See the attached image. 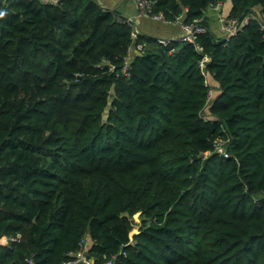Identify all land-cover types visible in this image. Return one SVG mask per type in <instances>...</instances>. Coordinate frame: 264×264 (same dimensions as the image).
I'll return each instance as SVG.
<instances>
[{"label":"trees","instance_id":"trees-1","mask_svg":"<svg viewBox=\"0 0 264 264\" xmlns=\"http://www.w3.org/2000/svg\"><path fill=\"white\" fill-rule=\"evenodd\" d=\"M217 1L155 0L207 28L163 44L98 0H0V264L83 239L95 264H264V0H231L256 18L228 39Z\"/></svg>","mask_w":264,"mask_h":264},{"label":"built area","instance_id":"built-area-1","mask_svg":"<svg viewBox=\"0 0 264 264\" xmlns=\"http://www.w3.org/2000/svg\"><path fill=\"white\" fill-rule=\"evenodd\" d=\"M43 3H54L58 2L60 0H41ZM137 2V8H138V14L141 16H147L151 18L152 20L161 21L163 23H177L180 21L182 16L178 17L175 21H169L165 18V16L162 13H154L153 12V5L155 4V0H136ZM224 3L221 1H217L215 3H212L208 6L205 16H207L211 13L210 11H215L218 15L219 20V28H218V35L219 37H222L224 39L230 38L232 35L236 34V32L241 29V27L248 22L251 18H256L254 15H248L243 20H236L235 18L228 17L227 14L223 12ZM126 21L129 22V24L133 25L132 19L126 18ZM202 18H195L192 22L186 23L181 21L180 25L182 27V33L179 37H174L173 39H166V38H158L157 41L161 42L163 44H166L170 40L179 39L182 41L187 42H195V39L199 34H202L207 31V28L201 23ZM138 30L133 27L132 36L134 39L138 36ZM136 49L143 51L145 48L144 43L136 44ZM198 49H200V46H197ZM208 56H204L203 59L200 60V66L201 69L204 71L205 68V62L208 60ZM130 63V53L128 57L125 59V66H124V72L126 73V70ZM206 75V81L209 84L208 81V73ZM214 97V93L212 88L209 90L208 95V102ZM216 148L220 153H224V155H227L224 151V147L222 146V142L219 141L216 143ZM16 237H7V236H0V244H8L13 241H16ZM85 239L82 240V243L79 247V249L75 251H71L69 253V257L65 259L62 264H77L80 261H84L85 264H95V260L93 258H90L87 256V244H85ZM29 264H34L33 259L28 260ZM115 260L109 259L103 262V264H114Z\"/></svg>","mask_w":264,"mask_h":264},{"label":"crops","instance_id":"crops-1","mask_svg":"<svg viewBox=\"0 0 264 264\" xmlns=\"http://www.w3.org/2000/svg\"><path fill=\"white\" fill-rule=\"evenodd\" d=\"M100 3H102L105 7H114L117 2L120 0H98ZM225 12L228 13L231 8V0H227L224 3ZM121 9L120 14L124 16L125 18L132 19L133 21V27L138 30V33H144L148 34L150 36H153L155 39L158 38H166V39H173L174 37H179L182 33V27L180 25L181 21L183 19L181 18L179 22L177 23H163L161 21L152 20L151 18L147 16H141L138 14V8H137V2L136 0H124L121 5H119L118 9ZM119 11V10H118ZM211 14V13H210ZM209 18H212L210 16ZM210 29L214 32L218 33L219 23H217L214 20L209 19L208 20ZM219 36V35H218ZM136 42L132 44L130 47V59L133 56V53L136 50ZM145 47L148 45L144 43ZM210 85L214 84L212 83L211 76L208 78ZM213 93L215 94V90L212 88ZM77 264H85L84 261H80Z\"/></svg>","mask_w":264,"mask_h":264},{"label":"rangeland","instance_id":"rangeland-1","mask_svg":"<svg viewBox=\"0 0 264 264\" xmlns=\"http://www.w3.org/2000/svg\"><path fill=\"white\" fill-rule=\"evenodd\" d=\"M119 11V13H120V11H122L120 8L118 9ZM211 12V14H209L208 16H207V20H209V19H211V20H214V21H216L217 23L219 22V20H220V18H218V15H217V13L215 12V11H210ZM223 12L225 13V14H227L226 12H225V7H223ZM210 16H212V18H209ZM210 77V75H208V78ZM209 81V80H208ZM132 220H133V230L134 231H132L131 232V237H132V235H133V233H135V232H137V230H138V227L141 225V216L140 215H134L133 217H132Z\"/></svg>","mask_w":264,"mask_h":264},{"label":"water","instance_id":"water-1","mask_svg":"<svg viewBox=\"0 0 264 264\" xmlns=\"http://www.w3.org/2000/svg\"><path fill=\"white\" fill-rule=\"evenodd\" d=\"M124 0H120L119 2L116 3V5L114 7H110L111 10H116L119 5H121V3L123 2ZM109 8V7H108ZM112 100H113V95L111 94L108 98V102H107V106L105 108V117H107L109 111H110V108H111V103H112ZM201 156H203V153L201 154Z\"/></svg>","mask_w":264,"mask_h":264},{"label":"clouds","instance_id":"clouds-1","mask_svg":"<svg viewBox=\"0 0 264 264\" xmlns=\"http://www.w3.org/2000/svg\"><path fill=\"white\" fill-rule=\"evenodd\" d=\"M4 15V13L3 12H0V17H2Z\"/></svg>","mask_w":264,"mask_h":264}]
</instances>
